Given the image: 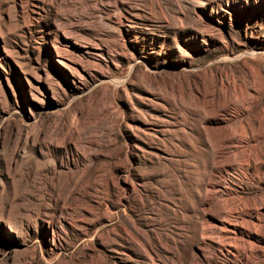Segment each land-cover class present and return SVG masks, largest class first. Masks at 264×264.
Here are the masks:
<instances>
[{"label":"rangeland","instance_id":"rangeland-1","mask_svg":"<svg viewBox=\"0 0 264 264\" xmlns=\"http://www.w3.org/2000/svg\"><path fill=\"white\" fill-rule=\"evenodd\" d=\"M0 264H264V0H0Z\"/></svg>","mask_w":264,"mask_h":264}]
</instances>
